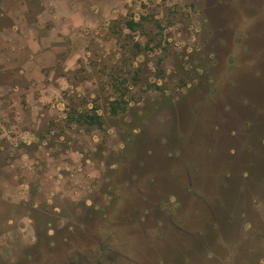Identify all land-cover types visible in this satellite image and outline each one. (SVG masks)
<instances>
[{"label":"rangeland","instance_id":"obj_1","mask_svg":"<svg viewBox=\"0 0 264 264\" xmlns=\"http://www.w3.org/2000/svg\"><path fill=\"white\" fill-rule=\"evenodd\" d=\"M83 3L100 22L0 70V264L263 263L264 0ZM185 181L200 249L164 229L198 224Z\"/></svg>","mask_w":264,"mask_h":264},{"label":"crops","instance_id":"obj_2","mask_svg":"<svg viewBox=\"0 0 264 264\" xmlns=\"http://www.w3.org/2000/svg\"><path fill=\"white\" fill-rule=\"evenodd\" d=\"M72 1L38 0L40 10L30 17L28 1L0 0V70L12 68L20 52L30 55L33 62L35 56L50 49L58 32L66 36L90 26L92 20L100 22V16L90 6L86 8L83 0Z\"/></svg>","mask_w":264,"mask_h":264},{"label":"trees","instance_id":"obj_3","mask_svg":"<svg viewBox=\"0 0 264 264\" xmlns=\"http://www.w3.org/2000/svg\"><path fill=\"white\" fill-rule=\"evenodd\" d=\"M137 24H138V22L134 21L133 19H129V20L125 21L126 27L130 30H133L134 26ZM261 72L259 73V76L261 75ZM248 98L249 99H247V97H246V102H248V105L253 110V106L256 105L255 102H258V101H255V99H253L252 97H248ZM117 102H118L117 100L111 101L112 105L110 108H111L112 114H116V112L118 111L119 107H118ZM258 103H260V102H258ZM257 105H260V104H257ZM258 107L259 106H257L256 108H258ZM95 110H93L94 111L93 113H89L85 110L78 111V112L74 113V115H70L69 120L73 123L78 124V125L86 124L88 126L102 127V125H103L102 117L100 114L95 113ZM253 111L258 113L257 109L253 110ZM248 148H249V145L247 144L246 149H248ZM250 148H251V145H250ZM242 168H244V167H242ZM246 172H248L247 167H246ZM179 185L182 187V192H184L185 194L190 196L191 202H194V204H196V203L200 204L201 203L200 205H202L201 207H203V209L201 211L198 209H195L194 213L191 212L192 214L196 215L195 219H196V223H198V224L188 226V225H183L182 224L183 221L182 222L172 221V225L167 224V226H165L164 229L167 233L174 232L175 228L178 229L181 232L182 236H184V238H190V239L194 240L196 243V245L194 246V245H191L190 243L187 244L185 241V242H183L182 245L198 247V249H200L205 243H207V241L210 238L213 239L215 237L213 230L215 227H217V219H216L217 216L215 213H213V211L209 207V205H211L212 201L206 195L203 196L202 194L201 195L194 194L192 192V188H194V187L188 186L186 184V181L184 184L179 183ZM172 196L174 198H176V202H177V204H179L180 202H179V199H178V196L176 195V193H174ZM181 206H182V204H180V207ZM191 213H189V214H191ZM141 219H143V218H141ZM261 260L263 261V263H261V264H264V256H261ZM261 260H260V262H261ZM246 264H249V262L246 261ZM258 264H260V263L258 262Z\"/></svg>","mask_w":264,"mask_h":264}]
</instances>
